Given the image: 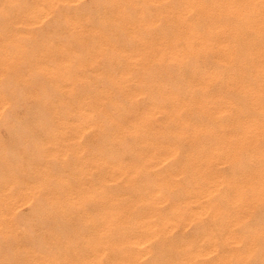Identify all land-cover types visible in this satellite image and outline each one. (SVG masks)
I'll return each instance as SVG.
<instances>
[{"label": "rangeland", "instance_id": "374dc122", "mask_svg": "<svg viewBox=\"0 0 264 264\" xmlns=\"http://www.w3.org/2000/svg\"><path fill=\"white\" fill-rule=\"evenodd\" d=\"M186 1L0 0V264L264 260V100Z\"/></svg>", "mask_w": 264, "mask_h": 264}, {"label": "bare ground", "instance_id": "6f19581e", "mask_svg": "<svg viewBox=\"0 0 264 264\" xmlns=\"http://www.w3.org/2000/svg\"><path fill=\"white\" fill-rule=\"evenodd\" d=\"M185 1V0H184ZM190 2L191 1H193V3L192 4H194V6H196V7H198V9H201V11L199 10V13L201 12L202 13V17H204L205 18V20H207V21H212V20H215L214 18H213V15H215L218 11H219V16H220V18L221 19H223V23H221V25L220 26H218L217 25V23H215L214 21H213V23L214 24H216V26H218V28L216 27V29L217 30H219V33H218V31L215 29V31L216 32H214V35H215V33H218L219 35H221V37L222 36H224V34H227L228 33V36H232L233 35V37H234V40L232 39H230V40H228V42H223L222 43V45H220V43L222 42V41H220L219 43H218V39L215 41V43H217L216 45H218V47L217 46H215L214 44H212V46H210L209 45V47H213V48H209L208 46V50H205V51H201V50H203V49H201L200 48V46H203L204 47V45H206V42H205V44L203 45H201V42H200V44L198 43V42H196L195 40V38H194V36L197 34V31L198 30H202L203 28H202V26L205 24L206 26L208 25L206 22L207 21H205V23H203V24H201L202 26H200V25H197L198 23H199V21H198V19H197V21H198V23H196V25L197 26H195V28L197 29L198 28V30H196L195 28L193 29L191 26H192V21H188V22H191V24H190V28H192V29H189L188 30V32H190V34L188 33V36L186 37V39L187 38H189V41H183L182 39H181V41L182 42H178V44H176V52L177 53H179L180 54V52L181 53H183V54H185L184 55V57L185 58H188V60L187 61H190L191 60V62H189V63H192V61L194 62V61H196L197 63H198V58L200 57V53H204V52H206V51H208V53H209V49H213V51H215L216 49H218L219 47H220V49L219 50H222L223 52L220 54L222 57L224 56V55H226L225 57H221V59H223V61H221V59L219 60L218 59V62H220L221 63V65L220 66H222V64L225 66H231V68L235 71L236 69L238 70L239 69V73L241 72L240 70H242V74L245 76L246 75V78L247 79H245V77L244 76H242L244 79L242 80V81H240V83H239V80H237V78L235 77V74H234V72H232L233 73V75L231 74V77L230 78H232L233 76H234V78H235V80L232 78V80H234V81H232L231 79H229V81L231 80L232 82H229V83H232V84H230V87H231V90L233 91V90H239V89H244L245 90V93H244V91H243V96H245L246 98H247V96L250 94V95H252L251 93H253V95L254 94H256V98H257V101H256V98L254 99L255 101H256V104L257 105H259V103H257L258 101H261L260 100V98L261 99H263L264 100V0H227L226 2L225 1H223L224 2V4L222 3V1L220 2L222 5L221 6H219V7H217L216 6V8H219L218 9V11L216 10V9H214L213 10V8L212 7H214L215 8V6H213L212 5V2L214 1V3L216 4V3H218V2H215L216 0H211V1H208L209 3H211V5H209L208 3H207V0H189ZM189 1H186V2H189ZM183 2V1H182ZM186 2L185 3H182V4H184V5H186ZM189 2V3H190ZM219 3V4H220ZM182 4H181V7H182ZM183 5V6H184ZM210 6H212V7H210ZM193 7V6H192ZM179 8V6L177 7V9ZM183 9H185L186 7L184 6V7H182ZM181 8V9H182ZM190 8H191V6H190ZM188 9V7H187V9H185L184 11L183 10H181L180 8H179V11L181 10V11H183L184 13H186V12H188L189 10L191 11L192 9L194 10V12L196 13V11H197V9L195 8L194 9V7L192 8V9ZM187 10V11H186ZM193 10L191 11V12H193ZM215 10H216V12H215ZM180 11V12H181ZM186 11V12H185ZM180 12H178V14H180ZM182 12V13H183ZM183 13V16L185 15L186 16V14H184ZM198 13V12H197ZM198 13V14H199ZM215 13V14H214ZM2 14V13H1ZM177 15V14H176ZM175 15V16H176ZM200 15V14H199ZM232 15L234 16V17H232ZM178 16V15H177ZM181 15H179V17H180ZM201 16V15H200ZM201 17V18H202ZM208 17H212L211 19L212 20H210V19H208ZM217 17L218 16H216L215 15V18L217 19ZM176 18H178V17H176ZM199 18V17H198ZM201 18H200V20H201ZM203 19V18H202ZM218 19H219V17H218ZM217 19V21H219ZM178 20V19H177ZM184 21V20H183ZM195 21V20H194ZM194 21H193V25H194ZM202 21V20H201ZM203 21H204V19H203ZM202 21V22H203ZM216 21V20H215ZM221 21V20H220ZM219 21V22H220ZM179 22V21H178ZM180 22H182V20H180ZM184 23V22H183ZM182 23V24H183ZM186 23H187V21H186ZM186 23H184L182 26H181V28L183 27L184 28V26H186L185 24ZM210 23V22H209ZM213 23H211L212 25H213ZM181 25V24H180ZM187 25H188V23H187ZM201 27V29H199V27ZM206 26H205V29H207L206 28ZM188 27V26H187ZM186 27V28H187ZM208 27H209V29H210V25H208ZM211 27H213V26H211ZM180 29V30H184V29ZM188 29V28H187ZM196 30V31H195ZM211 31H212V28L210 29ZM210 30H209V33H210ZM207 31H208V29H207ZM180 32V31H179ZM185 32L187 33V31H186V29H185ZM195 32H196V34H195ZM200 32V31H199ZM182 33H183V31H182ZM185 33V34H186ZM205 33H206V31H205ZM193 34H195V35H193ZM200 34V33H199ZM202 34V33H201ZM204 34V33H203ZM207 34V33H206ZM210 34H212V33H210ZM210 34H209V37H210ZM218 34H216V35H218ZM179 35H181L180 33H179ZM182 35H184V33L182 34ZM198 35V34H197ZM216 35L215 36H213L214 38L212 39V40H214L215 39V37H216ZM218 35V36H219ZM201 36V35H200ZM228 36H225V38L227 37L228 38ZM185 37V36H184ZM208 37V36H207ZM208 37V38H209ZM179 38H180V36L178 37V40H179ZM193 38H194V41L197 43V44H199V45H196V43L193 41ZM198 40L199 41H201L200 40V37L198 36ZM203 38H205L204 36H203ZM207 38V40H208V42L209 41H211V40H209ZM217 38V37H216ZM220 38V37H219ZM224 38V37H223ZM224 38V39H225ZM232 38V37H231ZM202 39V38H201ZM206 39V38H205ZM221 39V38H220ZM184 40H185V38H184ZM188 40V39H187ZM227 40V39H226ZM203 41V40H202ZM225 41V40H224ZM171 41H168L167 43H166V48L168 47V43H170ZM177 43V42H176ZM202 43H204V41L202 42ZM211 43H212V41H211ZM214 43V42H213ZM207 44H209V43H207ZM243 44V45H242ZM170 45H171V43H170ZM216 47V49L214 50V46ZM240 45H242V48L240 49ZM244 46V47H243ZM205 48V47H204ZM216 51H218V50H216ZM215 51V52H216ZM210 52H211V50H210ZM214 52V53H215ZM219 52V51H218ZM217 52V53H218ZM203 53H202V55H203ZM177 55V56H180V55ZM183 54H182V57H183ZM211 54V53H210ZM210 54H209V56H210ZM219 54V53H218ZM222 54H224V55H222ZM199 55V56H198ZM201 55V56H202ZM206 55V54H205ZM208 55V54H207ZM206 55V56H207ZM183 57V58H184ZM220 57V56H219ZM189 58H190V60H189ZM255 58H257V59H255ZM261 60H260V59ZM181 59V58H180ZM180 59H178V60H180ZM238 59H239V61H238ZM241 59V60H240ZM202 60H200L199 62H201ZM248 61H251L252 62V64H248V63H250V62H248ZM195 62V63H196ZM258 62V63H257ZM260 62V63H259ZM187 63V62H186ZM219 63V64H220ZM259 64H260V66H259ZM218 65V64H217ZM235 66V67H232V66ZM219 66V67H220ZM225 66V67H226ZM225 67H224V69H223V71L224 70H226L225 69ZM228 69H231L230 67H227ZM234 68H236V69H234ZM219 69V68H218ZM220 69H222V68H220ZM217 70V69H216ZM244 70V71H243ZM219 71V72H218ZM218 71H216V72H218V73H220V74H222V72H220V70H218ZM222 71V70H221ZM238 72V71H237ZM244 72V73H243ZM213 73L215 74V75H213ZM236 73V72H235ZM239 73H238V75H239ZM220 74H216L215 73V71L213 70L212 71V75H211V77L210 78H212V77H216L217 76V79L215 78H213L215 81H211V84H213L214 83V87L215 86H217L220 82H217V84L215 83L217 80H218V78L220 77H218V75H220ZM210 76V75H209ZM240 75L239 76H237V77H241ZM222 78H223V76H221ZM221 77H220V80H221ZM242 77H241V79H242ZM208 78V77H207ZM209 78V79H210ZM209 79H206V83H204L205 85L208 83V81L207 80H209ZM211 80V79H210ZM210 80H209V82H210ZM219 80V81H220ZM237 80V81H236ZM213 82V83H212ZM236 82H238V84H236ZM216 84V85H215ZM221 84V83H220ZM219 84V85H220ZM235 84V85H234ZM204 85V86H205ZM209 85H210V83H209ZM257 85V86H256ZM208 86V85H207ZM211 86V85H210ZM212 86V87H213ZM258 88V90H257V88ZM233 88V89H232ZM256 91H255V90ZM252 90H254V91H252ZM241 91V90H240ZM252 91V92H251ZM236 92V91H235ZM234 92V93H235ZM249 92V93H248ZM255 92V93H254ZM236 94V93H235ZM240 94H241V92H240ZM240 94H238V95H240ZM242 95V94H241ZM249 95V96H250ZM252 95V96H253ZM242 96V97H243ZM248 96V97H249ZM251 96V98H253ZM239 97H241V96H239ZM250 98V97H249ZM231 105H233V102L231 103V101L229 102ZM260 106V105H259ZM226 106H224V109H222V110H220V112H222V111H226L228 108H225ZM257 108H259L258 106H257ZM202 110H204V109H202ZM242 110V109H241ZM228 111V110H227ZM226 111V112H227ZM203 112V111H202ZM204 112H206V111H204ZM203 112V113H204ZM209 113V112H208ZM204 114H206L207 115V113H204ZM224 114H226V113H224ZM234 122V121H233ZM243 127V126H242ZM253 127V126H252ZM251 128V127H250ZM243 129H244V127H243ZM245 129H247L246 127H245ZM259 131V126L257 127V128H255V131ZM256 131V132H257ZM258 242H259V239H254V241L250 244V246H249V248H248V250H247V252L245 253V254H239V255H230V256H227V255H224L223 256V258H222V260H221V262H222V264H232V261L235 259V260H239V262H238V264H257V263H253L251 260L256 256V255H258L259 254V245H258ZM216 264V263H215ZM261 264H264V260L263 261H261Z\"/></svg>", "mask_w": 264, "mask_h": 264}]
</instances>
